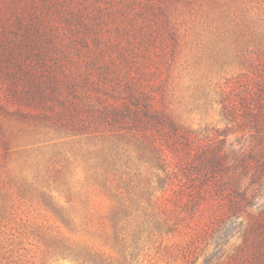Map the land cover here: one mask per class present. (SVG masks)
<instances>
[{
    "label": "rangeland",
    "instance_id": "1",
    "mask_svg": "<svg viewBox=\"0 0 264 264\" xmlns=\"http://www.w3.org/2000/svg\"><path fill=\"white\" fill-rule=\"evenodd\" d=\"M263 85L264 0H0V138L8 140L0 144V264H79L52 246L59 239L119 256L106 236L116 200L90 171L101 148L133 167L136 217L174 220L192 212L174 204L162 212L157 199L176 174L184 200L193 195L201 175L182 169L216 151L223 165L207 174L200 200L214 219L199 255H172L167 247L180 238L167 228L141 260L216 264L236 255L264 217ZM130 101L163 120L103 118L105 107ZM144 135L166 149L173 175L151 162ZM48 166L66 168L72 228L19 191L21 173L32 179ZM53 188L66 202L64 188Z\"/></svg>",
    "mask_w": 264,
    "mask_h": 264
},
{
    "label": "trees",
    "instance_id": "2",
    "mask_svg": "<svg viewBox=\"0 0 264 264\" xmlns=\"http://www.w3.org/2000/svg\"><path fill=\"white\" fill-rule=\"evenodd\" d=\"M102 116L103 118H110L111 124L121 123L129 116L136 126L143 123L144 117L154 121H161L164 118L162 114L153 112L147 103L138 102L136 106H133L131 101L105 107ZM123 136V133L115 135L117 139ZM138 140L150 147L153 153L149 157L151 162L154 161L164 166L168 175L175 173L171 165L173 159L166 152V149L163 148L162 144L154 141L149 135H144L142 139ZM0 144L7 145L8 140L0 138ZM142 154L147 156V153ZM89 157H91V160H98L99 158V166L94 170L90 169L95 182L116 200L110 214L111 232L107 233L106 236L107 240L112 243L119 253V256L93 251L89 247L72 245L67 239H59L52 246L60 250L62 254L73 257L79 264H143L141 257H144L148 252V245L154 242L157 237L162 236L167 228H177V234L180 239L174 245L167 247V249L175 251L170 253L172 255H182L185 262H188L190 257L199 255L202 250L201 244L204 240L203 235L206 226L210 223L208 220L214 219V217L211 219L210 217H205V208L200 200L209 194L207 190V174L221 170L220 168L223 165V160L216 151L204 150L200 152L197 161H193L192 165H190L193 166L191 171L182 169L184 176H190V173H199L201 175L197 183L196 179L192 180V182L196 183V187L193 189L195 194L189 195V198L184 200L183 196L186 190L182 188L184 184L177 183L176 180L181 178L176 174L174 179H171L167 184L163 195L157 199L156 204H160L162 212L171 213L175 211L173 209L174 205L182 206L187 211L192 212L190 218H184L179 213L174 217L175 220L170 216L161 218L154 212H144L142 216L136 217L135 211L138 210L136 205L139 203L132 196L135 188L133 183L134 174L132 173L133 167L130 166V163H126L124 167L121 165L123 160L120 153L113 155V152L109 153L101 148L99 152L95 150L93 155ZM184 162L185 165L188 163L187 161ZM44 172V175L38 174L32 179L21 173L22 183L19 186V191L24 196H39L41 198L40 201L50 211L65 225L72 228L76 223L77 207L72 196L73 189L66 177V168L48 166ZM180 183H183V181ZM54 186L64 188L63 190L67 192L66 202H61L55 196L53 193ZM123 186L127 189L126 193L122 192ZM3 187L0 182V189H3ZM260 222H262L260 227L256 226L253 231L257 234L255 239L250 240L247 238L245 244L240 246L236 255H229L223 260L219 257L216 264H264V217ZM179 223L180 225H178Z\"/></svg>",
    "mask_w": 264,
    "mask_h": 264
}]
</instances>
